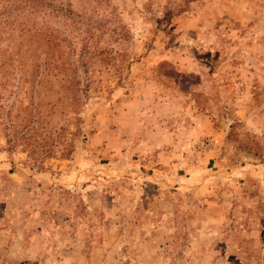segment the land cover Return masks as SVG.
I'll list each match as a JSON object with an SVG mask.
<instances>
[{
  "label": "rangeland",
  "instance_id": "rangeland-1",
  "mask_svg": "<svg viewBox=\"0 0 264 264\" xmlns=\"http://www.w3.org/2000/svg\"><path fill=\"white\" fill-rule=\"evenodd\" d=\"M65 1L70 106L0 65V264H264V0Z\"/></svg>",
  "mask_w": 264,
  "mask_h": 264
},
{
  "label": "trees",
  "instance_id": "trees-1",
  "mask_svg": "<svg viewBox=\"0 0 264 264\" xmlns=\"http://www.w3.org/2000/svg\"><path fill=\"white\" fill-rule=\"evenodd\" d=\"M1 1L4 6L0 10V43L3 40L7 41L8 47H0L3 58L0 60V65L6 62L4 59L8 58V53L12 59H16L19 54L28 59L32 54H43L46 75L51 74L60 82V85L62 84L66 90V94L63 95L66 103L63 106H70L76 99L73 92L79 83L76 79V67L71 60L76 50L72 44L85 31L90 32V37L94 40H100L102 34L92 30L98 28V25H94L91 19L85 20L81 12L75 11L72 3L65 0ZM49 19H59L63 30L50 25L47 22ZM68 21L71 22L67 23ZM96 53H102L106 58L108 57V50L105 48L97 50ZM86 54L91 55V51L87 50ZM10 57L8 59H11ZM22 64L18 62L14 68L21 70ZM49 110L53 113V110H56V103L49 104ZM43 148V145L41 148L34 147L29 155L34 159L51 156L54 144L52 141L47 143L44 148L45 153Z\"/></svg>",
  "mask_w": 264,
  "mask_h": 264
}]
</instances>
